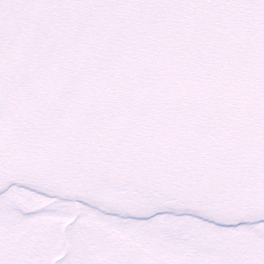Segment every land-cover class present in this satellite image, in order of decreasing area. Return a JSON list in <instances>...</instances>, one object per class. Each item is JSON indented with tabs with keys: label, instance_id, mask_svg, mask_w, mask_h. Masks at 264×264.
Segmentation results:
<instances>
[{
	"label": "snow or ice",
	"instance_id": "1",
	"mask_svg": "<svg viewBox=\"0 0 264 264\" xmlns=\"http://www.w3.org/2000/svg\"><path fill=\"white\" fill-rule=\"evenodd\" d=\"M0 264H264V0H0Z\"/></svg>",
	"mask_w": 264,
	"mask_h": 264
}]
</instances>
